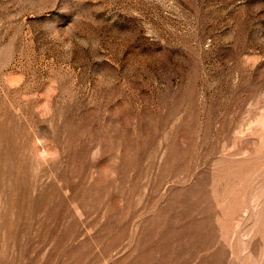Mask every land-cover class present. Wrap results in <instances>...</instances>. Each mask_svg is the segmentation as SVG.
I'll list each match as a JSON object with an SVG mask.
<instances>
[{"label":"rangeland","instance_id":"1","mask_svg":"<svg viewBox=\"0 0 264 264\" xmlns=\"http://www.w3.org/2000/svg\"><path fill=\"white\" fill-rule=\"evenodd\" d=\"M0 264H264V0H0Z\"/></svg>","mask_w":264,"mask_h":264}]
</instances>
